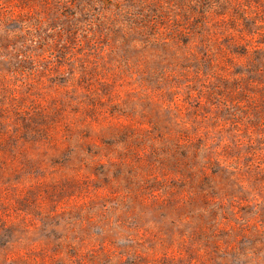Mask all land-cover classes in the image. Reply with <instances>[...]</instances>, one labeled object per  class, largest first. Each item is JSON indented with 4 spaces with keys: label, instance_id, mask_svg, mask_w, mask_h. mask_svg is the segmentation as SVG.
<instances>
[{
    "label": "rangeland",
    "instance_id": "374dc122",
    "mask_svg": "<svg viewBox=\"0 0 264 264\" xmlns=\"http://www.w3.org/2000/svg\"><path fill=\"white\" fill-rule=\"evenodd\" d=\"M0 264H264V0H0Z\"/></svg>",
    "mask_w": 264,
    "mask_h": 264
}]
</instances>
